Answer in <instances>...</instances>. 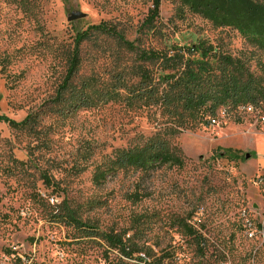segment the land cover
Segmentation results:
<instances>
[{"label": "rangeland", "instance_id": "rangeland-1", "mask_svg": "<svg viewBox=\"0 0 264 264\" xmlns=\"http://www.w3.org/2000/svg\"><path fill=\"white\" fill-rule=\"evenodd\" d=\"M178 4L162 1L152 36L139 30L153 0H0V115L36 118L0 121V264H264V111L239 110L237 123L223 109L208 122L138 97L140 69L159 68L141 51L207 40L264 84V46ZM75 12L84 17L69 21ZM102 23L135 50L94 32L61 90L78 34ZM156 135L182 151L183 168H115L94 181L117 151ZM229 149L253 157L212 159ZM110 232L134 259L110 249Z\"/></svg>", "mask_w": 264, "mask_h": 264}, {"label": "trees", "instance_id": "trees-1", "mask_svg": "<svg viewBox=\"0 0 264 264\" xmlns=\"http://www.w3.org/2000/svg\"><path fill=\"white\" fill-rule=\"evenodd\" d=\"M163 0H153V7L141 26V35L156 36L159 33L157 21L160 17V7ZM178 1L177 12L185 14L188 8L212 21L216 26H237L245 32L261 39L264 46V0H175ZM94 32L110 35L135 50V44L126 40L116 27L102 23L78 34L67 76L61 86L65 90L72 77L76 74L79 64V48ZM140 59L153 65H159L157 72L148 68L140 69V89L138 97L146 104L161 106L166 110H183L194 119L201 121L214 120L217 113L223 109L237 113L235 121L242 123L239 110L264 111V84L255 75L247 62L233 58L220 52L207 40L197 39L186 46H171L166 52L149 50L141 51ZM161 85L164 88L161 90ZM134 93V92H133ZM136 94V93H134ZM86 105V102H85ZM36 118L28 116L22 122H16L7 116L0 115V121L13 128L28 125ZM207 122V123H208ZM253 154L243 155L232 149L214 154L212 159L229 158L232 161L249 159ZM113 168L95 175L94 181L101 184L115 168L148 169L152 167L183 168L186 165L182 151L171 142L159 135L145 139L140 138L133 147L119 150L110 162ZM46 181L48 180L45 178ZM140 198L135 196V201ZM72 223L78 227H88L80 224L69 216ZM87 230V229H86ZM104 238L110 249L117 251L121 257L134 259L139 251L128 246L123 238L114 233H105Z\"/></svg>", "mask_w": 264, "mask_h": 264}, {"label": "water", "instance_id": "water-1", "mask_svg": "<svg viewBox=\"0 0 264 264\" xmlns=\"http://www.w3.org/2000/svg\"><path fill=\"white\" fill-rule=\"evenodd\" d=\"M84 17V14L81 12H75L72 13L71 16L69 17V21L73 22L79 19H82Z\"/></svg>", "mask_w": 264, "mask_h": 264}]
</instances>
